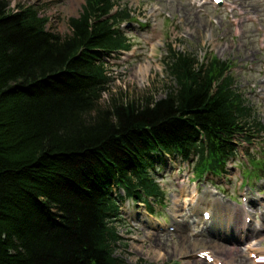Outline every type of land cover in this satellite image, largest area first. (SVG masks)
I'll return each mask as SVG.
<instances>
[{"label":"trees","instance_id":"1","mask_svg":"<svg viewBox=\"0 0 264 264\" xmlns=\"http://www.w3.org/2000/svg\"><path fill=\"white\" fill-rule=\"evenodd\" d=\"M130 21L116 0H86L61 36L33 6L0 0V264H127L120 201L164 203L156 163L221 177L251 137L233 63L213 54L171 49L164 98L102 106L105 58L131 51Z\"/></svg>","mask_w":264,"mask_h":264},{"label":"rangeland","instance_id":"2","mask_svg":"<svg viewBox=\"0 0 264 264\" xmlns=\"http://www.w3.org/2000/svg\"><path fill=\"white\" fill-rule=\"evenodd\" d=\"M85 1L3 0L11 10L33 6L49 20L47 29L61 36L69 33V21ZM116 1L131 14L123 29L133 48L105 58L111 81L102 106L114 98L124 103L164 98L173 82L165 61L171 49L200 62L213 54L233 63L234 89L253 110L254 130L248 140H238L237 156L221 177L196 179L192 166L179 158L157 162L154 175L166 199L163 204L149 199L154 211L132 199L120 201L115 254L127 264H216L199 256L207 250L223 264H264V130L259 129L264 127V0ZM205 210L209 221L203 219ZM233 210L235 215L228 214ZM259 252L258 263L252 254Z\"/></svg>","mask_w":264,"mask_h":264},{"label":"bare ground","instance_id":"3","mask_svg":"<svg viewBox=\"0 0 264 264\" xmlns=\"http://www.w3.org/2000/svg\"><path fill=\"white\" fill-rule=\"evenodd\" d=\"M212 219V217H210V220ZM221 228L223 230H225L226 233H229V230H227L226 228H224L222 225H220ZM228 235V234H227ZM254 245H251V243H248L247 245H245V247H247V249L251 250L252 253H255V247H253ZM202 252H207V250H201V253ZM262 252H259L258 254L260 255Z\"/></svg>","mask_w":264,"mask_h":264},{"label":"crops","instance_id":"4","mask_svg":"<svg viewBox=\"0 0 264 264\" xmlns=\"http://www.w3.org/2000/svg\"><path fill=\"white\" fill-rule=\"evenodd\" d=\"M235 211H236V210H235ZM235 211H233V212L231 211V212H229L228 214H231V215H232V214H235V213H234Z\"/></svg>","mask_w":264,"mask_h":264}]
</instances>
